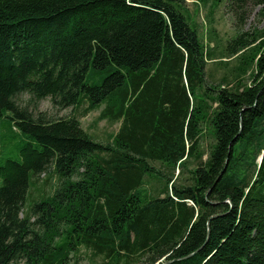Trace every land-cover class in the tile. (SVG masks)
Wrapping results in <instances>:
<instances>
[{"label": "trees", "instance_id": "1", "mask_svg": "<svg viewBox=\"0 0 264 264\" xmlns=\"http://www.w3.org/2000/svg\"><path fill=\"white\" fill-rule=\"evenodd\" d=\"M263 32L214 82L184 0H0V264H264ZM22 92L120 127L100 142Z\"/></svg>", "mask_w": 264, "mask_h": 264}, {"label": "rangeland", "instance_id": "2", "mask_svg": "<svg viewBox=\"0 0 264 264\" xmlns=\"http://www.w3.org/2000/svg\"><path fill=\"white\" fill-rule=\"evenodd\" d=\"M184 1L197 24L200 38L212 50L213 59L208 60L206 65L208 79L214 82H218L221 79L233 81L234 69L238 66V61L236 57H227L228 55L225 51L227 41L241 32L253 34V31L261 33L264 30V16L258 13L259 5H256L253 0H243V2L234 0L232 7H229L231 0ZM237 2L240 5L238 7L235 5ZM233 6L235 7L233 8ZM249 34L248 38H251ZM261 40L264 41V32ZM260 50L264 52V43ZM220 59L227 61H220ZM251 69L253 70V68ZM251 69L241 76L245 83H249ZM14 99L19 106L27 108L33 114L42 112L46 116L54 118L76 116L80 121L81 127L100 142L110 140L120 127V121L109 122L105 119H99L100 109L84 113V106L78 108L71 106L58 107L53 105L49 97L34 101L31 100L30 95L26 92L17 94ZM8 153L11 156H15L13 146L8 147ZM153 165L158 167L156 163ZM56 182V176L50 170L34 177L28 191V202L31 199H37L40 195L49 194ZM157 185L158 182L152 179L147 180L145 187L156 188L158 187ZM97 261H99L98 257L95 258L90 251L81 248L76 264H93ZM138 264H147V262L142 259Z\"/></svg>", "mask_w": 264, "mask_h": 264}]
</instances>
